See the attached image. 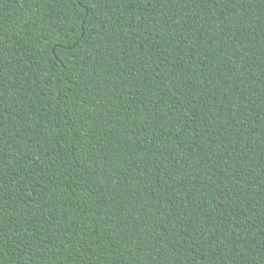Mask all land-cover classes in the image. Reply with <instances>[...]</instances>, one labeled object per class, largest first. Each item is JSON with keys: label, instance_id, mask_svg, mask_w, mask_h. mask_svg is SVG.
I'll return each mask as SVG.
<instances>
[{"label": "trees", "instance_id": "trees-1", "mask_svg": "<svg viewBox=\"0 0 264 264\" xmlns=\"http://www.w3.org/2000/svg\"><path fill=\"white\" fill-rule=\"evenodd\" d=\"M0 264H264V0H0Z\"/></svg>", "mask_w": 264, "mask_h": 264}]
</instances>
